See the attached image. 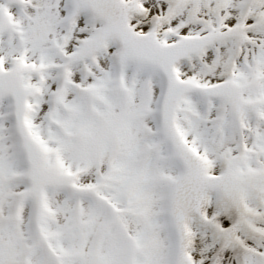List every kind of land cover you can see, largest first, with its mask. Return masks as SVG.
<instances>
[{"label":"snow or ice","instance_id":"snow-or-ice-1","mask_svg":"<svg viewBox=\"0 0 264 264\" xmlns=\"http://www.w3.org/2000/svg\"><path fill=\"white\" fill-rule=\"evenodd\" d=\"M0 264H264V0H0Z\"/></svg>","mask_w":264,"mask_h":264}]
</instances>
